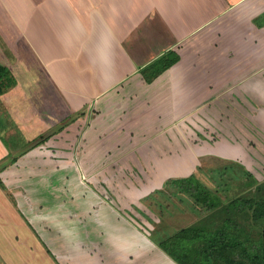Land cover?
I'll return each instance as SVG.
<instances>
[{
    "label": "crops",
    "instance_id": "0c3cea01",
    "mask_svg": "<svg viewBox=\"0 0 264 264\" xmlns=\"http://www.w3.org/2000/svg\"><path fill=\"white\" fill-rule=\"evenodd\" d=\"M0 22V63L7 65L17 82L24 83L16 73L21 62L28 78L39 83V77L29 70L38 61L37 73L44 76L42 91L52 104V122L57 124L75 112L85 118L90 114L81 138L70 139L73 146L82 147L79 154L74 153L77 163L64 149L70 147L67 139L59 144L60 150L45 149L37 152L40 159L30 161L25 156L21 163L22 174H43L37 178L38 188L52 194L56 205L67 206L75 221H83L82 225L70 224L84 230L74 233L73 228L70 234L75 236L69 235L65 241L87 243L90 251L85 264H91L87 260L92 257L98 259L92 264H177L159 248L157 238H141L117 204L99 199L96 183L125 161L139 162L144 146H154L143 151L148 161L172 163L175 158L167 148L166 136L186 130L192 116L200 117L199 122H205L206 115L214 116L216 132L223 131L213 138L219 144L214 143V148L241 146L236 129L248 127L247 118L251 122L253 114L264 117V0H0ZM6 34H11L10 46L5 45V37L10 38ZM7 49L16 63L9 52L2 53ZM172 51L178 61L146 83L141 71ZM144 52L152 53L146 56ZM45 81H50L47 87ZM81 120L70 124L68 131L76 125L79 130ZM136 122L139 132L133 126ZM51 126L48 122L47 127ZM147 126L155 133L142 134ZM229 127L234 130V140L225 132ZM48 141L45 147H52L56 136ZM6 155L0 148V160ZM64 164L72 165L67 175L74 174L75 186L58 200L65 181L70 180L61 171ZM165 171L162 178L173 177ZM53 172L56 188H52ZM2 178L5 188L12 177L5 172ZM2 188L0 216L10 225L13 206L7 189ZM53 209L62 212L58 205ZM205 224L200 219L185 228ZM197 230L204 232L201 237L209 236L205 230ZM224 231L229 236L237 233L232 228ZM2 235L3 243L11 245L7 231ZM93 244L97 251L92 250ZM38 249L24 254L23 250H4L0 258L4 264H14V258L22 259L19 264H31L35 256L46 264H56V252ZM28 255L32 256L26 258Z\"/></svg>",
    "mask_w": 264,
    "mask_h": 264
},
{
    "label": "rangeland",
    "instance_id": "374dc122",
    "mask_svg": "<svg viewBox=\"0 0 264 264\" xmlns=\"http://www.w3.org/2000/svg\"><path fill=\"white\" fill-rule=\"evenodd\" d=\"M6 35H10V38L5 37V45L10 46L11 34ZM27 37L30 41L31 35L27 34ZM8 52V49L2 51L4 54ZM15 53L17 52L15 51ZM9 54L12 61L16 63L15 55L12 52H9ZM150 54L144 52L146 56ZM33 59L32 57L29 60L32 62ZM34 64L33 67L29 68L31 70L30 74L34 75L36 79L39 77V83L32 82L28 78V73L25 72L22 63L18 61L16 65L18 72L16 73L19 78H24L25 82H17L18 78L8 68V71L14 77L15 84L6 85L3 94L0 95V148L8 153L6 157L0 160V187L7 189L6 194L13 206L12 223L9 220L10 225H5V222L8 221L0 216V256H2L4 250H23L24 254L26 251L35 253L39 248L38 250H47L51 254L56 252V264H85L86 257L89 255L88 251H90L86 247L87 243L80 241L68 243L65 241L69 238V235L75 236V234H70L73 228L74 233H76L75 231L78 233V231L84 230L83 228H75V224L72 226L70 224L78 223L82 225L83 221L81 223L75 221L76 217L72 211L67 209V206L64 209V206L57 204L62 209L61 213L53 209L57 206L56 200L54 202L51 200L54 196L46 194L38 188L37 178H43V174L26 176L20 171L22 170V159L25 156H29L31 159L28 160L30 161L32 159L38 160L40 157L36 156L37 152L49 148L54 151L56 149L60 150L62 147L58 146L65 139L68 140L66 144L70 147L64 149L70 151L69 153L73 155L72 162H75L74 153L78 151L79 154L82 147L78 148L77 146L76 148L70 139L81 138L80 133L86 126L90 114L85 118L83 114L80 115L75 112V114L64 116L63 121L57 124L53 123L49 116L52 112V104L50 100L48 101V98H45L46 93L42 91L44 90L43 82H40L44 76L40 72L37 73L38 61L37 64L36 61ZM0 65L7 69V65L1 63ZM10 65H12V62H10ZM49 83L45 81V87ZM213 117V115H206L203 117L205 122L204 120L199 122L200 117L192 116L190 117L192 120H189L186 124L187 129L186 126L184 127L186 130L174 132L173 135L170 134L171 132L167 134V143H169L167 148L171 150L174 154L173 158H175L172 163L148 161L143 151L144 149L147 151L154 149V146H144V149L142 147L140 151L139 162L125 161L122 166L117 170L115 169V173L108 175L107 178L99 177L97 180L96 186L98 187L99 199L117 204L121 214L126 219H130L131 223H134V228L141 234V238L143 236H146V238L154 236L159 241L169 238L176 239L175 235L178 231L184 229L187 224L200 219L206 222L205 226L201 227L199 225L195 228L205 230L207 235H212L220 229L229 228L230 230L232 228L237 231V228H240L242 235L245 233V235L250 236V241H254L257 240L263 230V222H256L250 213L231 211L230 207L225 210L223 207L236 198L248 199L254 197L264 199V117L253 114L251 122H249L250 118H247L249 126L252 123L251 128L247 125L239 128V125H237L239 129H236V132L238 141H240L238 143L241 144L238 148L222 147L221 145V147L214 148L213 144L216 139L213 138H216V134L218 136L223 131L216 132L218 126L213 122ZM224 117L229 118L227 115H224ZM79 118L82 119L78 123L79 130L76 129V125L68 131V126ZM130 119L132 120V118ZM148 120L146 124L150 125ZM48 122L52 123L51 127H47ZM178 124H180V121ZM232 124L234 125L233 122ZM138 125L140 126V124ZM138 125L137 122L133 125L136 130ZM48 128H51V130ZM143 128L145 130L142 131V134L155 133L151 131L150 126ZM225 130L230 137L234 133L232 127ZM137 131L139 132V130ZM55 136L57 143L55 142L52 147H45V144L47 145L49 142L48 140ZM232 138L234 140L236 137L232 136ZM66 144L64 145L66 146ZM157 149L163 150L164 147L157 146ZM228 151L230 154L225 153ZM218 152L222 154H216ZM236 152H238V155ZM180 153L182 156L179 155ZM157 154L159 153L157 152ZM62 156H58V160L63 159ZM65 160L69 162L68 158H65ZM64 165H66V168L62 165L61 171L64 175H67L72 165ZM163 170H167L165 172L167 175H172L171 178L173 179L190 175L195 176L209 188L215 197L217 196L220 201L218 206L214 209H200L201 206L199 208L192 198L180 193L177 187L167 186L168 179L162 178ZM5 172L9 173L12 178L4 188L2 176ZM52 175L54 178L52 185L54 187L52 188H56V172H53ZM244 175L249 176L245 177ZM79 176L80 181L82 180L85 183L86 180L83 176ZM68 178H70L69 175H67ZM74 181V174H72L70 180L65 181L64 189H61L63 190L62 194L57 195L58 200L59 197H65L63 192L67 194L68 189L75 186ZM68 182L71 185H68ZM22 191L25 194L21 193ZM70 199L73 202V197ZM4 230L7 231V239L11 245L3 243L4 234L2 235V231ZM50 239L52 242L47 241ZM199 243L200 241H198ZM249 244L250 242L245 243V246H249ZM108 246L111 247V245ZM92 247V250L97 251L95 244ZM29 256L32 255H28L26 258ZM141 259L143 261V258ZM97 260V258L92 257L91 260L87 261H91L92 264ZM4 261L3 258H0V264H4ZM20 261L22 259L14 258L12 263L19 264ZM30 262L31 264H46L35 256H32Z\"/></svg>",
    "mask_w": 264,
    "mask_h": 264
},
{
    "label": "trees",
    "instance_id": "16d2710c",
    "mask_svg": "<svg viewBox=\"0 0 264 264\" xmlns=\"http://www.w3.org/2000/svg\"><path fill=\"white\" fill-rule=\"evenodd\" d=\"M178 58L175 52H167L146 66L141 71L146 83L152 82L174 65ZM10 73L8 68L0 65V95L3 94L6 85L15 84ZM167 186L177 187L180 193L192 198L198 207L201 206L200 209H214L220 202L206 185L192 175L168 179ZM224 206L225 210L230 207L231 211L248 212L256 222H263L264 225L263 198H236ZM236 232L235 235L229 236L224 229H220L203 238L201 236L204 232L189 227L178 231L176 239L169 238L157 243L159 248L177 264H264V228L254 241H250L249 235L245 233L242 235L240 228H237ZM249 242V246H245V243Z\"/></svg>",
    "mask_w": 264,
    "mask_h": 264
}]
</instances>
